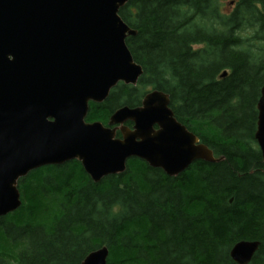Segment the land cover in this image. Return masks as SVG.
<instances>
[{"label": "trees", "instance_id": "1", "mask_svg": "<svg viewBox=\"0 0 264 264\" xmlns=\"http://www.w3.org/2000/svg\"><path fill=\"white\" fill-rule=\"evenodd\" d=\"M119 16L136 31L125 42L143 73L90 104L86 121L107 125L157 90L222 160L174 178L130 159L98 183L77 161L30 172L17 184L21 206L0 218V264H81L101 247L106 264H236L229 250L251 240L260 245L249 264H264V160L253 139L264 0H128Z\"/></svg>", "mask_w": 264, "mask_h": 264}, {"label": "water", "instance_id": "2", "mask_svg": "<svg viewBox=\"0 0 264 264\" xmlns=\"http://www.w3.org/2000/svg\"><path fill=\"white\" fill-rule=\"evenodd\" d=\"M127 1L0 0V218L21 206L18 181L41 167L77 161L98 183L122 174L130 159L174 178L195 161L222 160L157 90L140 106L115 110L107 125L86 122L91 103L119 83L136 86L143 73L125 42L136 31L118 15ZM257 112L253 139L264 160V86ZM259 245L238 242L230 258L249 264ZM108 254L101 247L81 264H106Z\"/></svg>", "mask_w": 264, "mask_h": 264}, {"label": "flooded vegetation", "instance_id": "3", "mask_svg": "<svg viewBox=\"0 0 264 264\" xmlns=\"http://www.w3.org/2000/svg\"><path fill=\"white\" fill-rule=\"evenodd\" d=\"M176 119V118H175ZM178 121V120H177ZM87 122V121H86ZM180 123V122H179ZM181 124V123H180ZM128 128H131V123H126L125 124ZM182 125V124H181ZM184 126V125H183ZM186 128V127H185ZM154 129L156 130V129H158V127L157 126H154ZM117 136H116V138H120V134L117 132ZM140 161H142V160H140ZM143 162V161H142ZM145 163V162H144ZM160 170V169H159Z\"/></svg>", "mask_w": 264, "mask_h": 264}, {"label": "rangeland", "instance_id": "4", "mask_svg": "<svg viewBox=\"0 0 264 264\" xmlns=\"http://www.w3.org/2000/svg\"><path fill=\"white\" fill-rule=\"evenodd\" d=\"M224 4H225V3H223V5H224ZM125 5H126V4H125ZM125 5H124V6H125ZM124 6H123V7H124ZM123 7H122V8H123ZM229 7H230V6H229ZM229 7H228L227 5H224V8H229ZM119 9H120V8H119ZM119 11H120V10H119ZM118 15H119V12H118ZM119 17H120V16H119ZM148 91H151V89L149 88ZM115 132H116V136H117V135H118V134H117L118 131H115ZM118 133L120 134V132H118ZM60 166H61V165H60ZM36 171H37V170H35V171H33V172H36ZM33 172H32V173H33ZM27 176H28V175H27ZM27 176H26V177H27ZM18 182H19V181H18ZM18 190H19V188H18ZM19 193H20V191H19Z\"/></svg>", "mask_w": 264, "mask_h": 264}]
</instances>
